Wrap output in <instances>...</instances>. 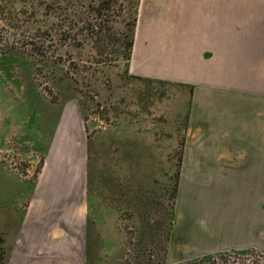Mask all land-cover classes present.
Wrapping results in <instances>:
<instances>
[{
	"label": "rangeland",
	"instance_id": "obj_1",
	"mask_svg": "<svg viewBox=\"0 0 264 264\" xmlns=\"http://www.w3.org/2000/svg\"><path fill=\"white\" fill-rule=\"evenodd\" d=\"M134 2H1L0 96L20 100L8 124L22 143L0 149L7 242L42 166L38 135L47 145L69 111L67 139L82 144L81 156L86 145V171L89 164L93 172L86 188L88 264H167L172 185L192 87L158 77L184 74L177 63L190 52L185 42L199 41L193 52L205 49L207 0H137L136 10ZM2 113L0 124L8 126ZM226 254L198 264H264L263 256Z\"/></svg>",
	"mask_w": 264,
	"mask_h": 264
},
{
	"label": "crops",
	"instance_id": "obj_2",
	"mask_svg": "<svg viewBox=\"0 0 264 264\" xmlns=\"http://www.w3.org/2000/svg\"><path fill=\"white\" fill-rule=\"evenodd\" d=\"M206 23L205 49L187 41L191 53L177 63L189 73L158 77L192 87L167 264L264 255V0H207ZM19 101L0 96L7 124ZM68 112L47 145L38 135L43 163L22 220L10 226L6 264H88L86 145L81 156L82 144L67 139ZM10 124H0V149L21 148Z\"/></svg>",
	"mask_w": 264,
	"mask_h": 264
},
{
	"label": "trees",
	"instance_id": "obj_3",
	"mask_svg": "<svg viewBox=\"0 0 264 264\" xmlns=\"http://www.w3.org/2000/svg\"><path fill=\"white\" fill-rule=\"evenodd\" d=\"M3 0H0V4ZM134 4H133V9L136 10V6H137V0H134ZM135 18L133 19V22H132V26H134V22H135ZM133 46V39H130L129 42H128V55H127V59H129V52L131 51V48ZM137 79L139 80V77H137ZM188 115V114H187ZM186 122H187V117H186ZM183 146L184 144H182V148H181V151L179 153V160H178V172H177V175H176V179L173 181V185H172V191H173V194H172V199L174 200V203H175V199H176V196H177V190H178V181H179V172H180V168H181V162H182V154H183ZM43 163V160L41 161V164ZM40 169H41V166H40ZM92 168L89 166H87V172H86V176H87V180H86V188L87 190L91 187V183H92V178H93V172L91 170ZM87 193V191H86ZM173 217H174V209H172V213L170 214V223H169V228H168V235H167V246H168V241H169V236H170V232H171V229H172V224H173ZM7 237H5V231L1 225L0 227V264H6L7 263V258H8V244H7ZM167 246H166V249H165V257H166V252H167ZM235 255L237 256H246V255H255V257L257 258H263L264 255L262 254H258V253H254V252H249V251H245V252H242V253H234ZM227 254L226 253H223V254H219L218 257L222 260V259H225L224 256H226ZM260 256H263V257H260ZM208 257H212V256H203V257H199L197 259H193V260H189V261H185V262H182V263H179V264H198L199 262L202 261L203 262H206V261H203V260H207V261H210L211 258H208ZM213 258V257H212ZM255 261H257V259H254ZM253 260V261H254Z\"/></svg>",
	"mask_w": 264,
	"mask_h": 264
}]
</instances>
